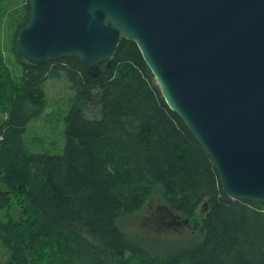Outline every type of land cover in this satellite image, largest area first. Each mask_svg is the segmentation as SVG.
<instances>
[{
    "label": "trees",
    "instance_id": "16d2710c",
    "mask_svg": "<svg viewBox=\"0 0 264 264\" xmlns=\"http://www.w3.org/2000/svg\"><path fill=\"white\" fill-rule=\"evenodd\" d=\"M29 10L25 0L5 20L0 9L13 58L0 45V206L7 209L0 240L8 251L1 264H264V203L225 194L136 43L122 38L94 77L76 57L32 66L16 49ZM61 76L72 91L64 150L34 151L24 132L47 105L44 81ZM94 102L99 115L90 117L84 106ZM156 188L197 234L161 255L119 226Z\"/></svg>",
    "mask_w": 264,
    "mask_h": 264
},
{
    "label": "water",
    "instance_id": "95a60500",
    "mask_svg": "<svg viewBox=\"0 0 264 264\" xmlns=\"http://www.w3.org/2000/svg\"><path fill=\"white\" fill-rule=\"evenodd\" d=\"M29 5L16 39L24 62L76 57L94 77L122 38L133 40L165 102L212 160L225 194L264 203V0Z\"/></svg>",
    "mask_w": 264,
    "mask_h": 264
},
{
    "label": "rangeland",
    "instance_id": "374dc122",
    "mask_svg": "<svg viewBox=\"0 0 264 264\" xmlns=\"http://www.w3.org/2000/svg\"><path fill=\"white\" fill-rule=\"evenodd\" d=\"M24 2L25 0H4L0 4V9H5V20L12 8L24 4ZM6 36L7 29L3 30L0 35V45L4 46L5 57L13 60ZM44 89L47 95V105L42 114L28 123L23 137L28 147L34 151L62 153L65 143L63 115L69 104V101L67 102L68 96L72 91L64 76L45 80ZM98 107L97 103L86 104L84 106L86 114L90 117L99 115ZM2 189H4V185L0 182V190ZM157 207L161 209L162 207H168L158 188L155 189V192L147 200L142 209L131 215L123 216L119 221V226L127 235L141 242L149 252L158 255L175 251L179 247L185 246L197 239V234L192 229L190 221L187 222L190 228L185 224L181 226L177 225L173 228L161 225L157 220L158 215L155 210ZM15 209L9 208V212L12 213L16 211ZM6 211V207L0 206L1 220L6 219ZM7 257L8 251L0 240V264Z\"/></svg>",
    "mask_w": 264,
    "mask_h": 264
},
{
    "label": "flooded vegetation",
    "instance_id": "af4514ba",
    "mask_svg": "<svg viewBox=\"0 0 264 264\" xmlns=\"http://www.w3.org/2000/svg\"><path fill=\"white\" fill-rule=\"evenodd\" d=\"M158 218L157 220L159 221V223L161 225H163L164 227H175L177 225H187V227L190 228V226L187 223H184L182 218H178V216H176L172 211L171 208L168 207H162V209L160 207H157L156 209ZM175 229V228H174Z\"/></svg>",
    "mask_w": 264,
    "mask_h": 264
}]
</instances>
